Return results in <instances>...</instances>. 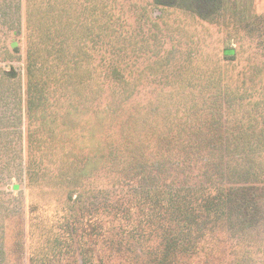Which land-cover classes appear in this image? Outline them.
Segmentation results:
<instances>
[{
	"label": "trees",
	"instance_id": "trees-1",
	"mask_svg": "<svg viewBox=\"0 0 264 264\" xmlns=\"http://www.w3.org/2000/svg\"><path fill=\"white\" fill-rule=\"evenodd\" d=\"M50 1L26 10L24 21L30 186L44 175L61 184L85 177L84 168L76 171L78 152L98 157L100 149L83 150L77 143L80 134L93 145L96 129L92 135L76 110H91L93 92L102 90L93 65H120L119 51L107 48L115 31L107 0ZM153 2L154 10L179 8L210 21L227 0ZM18 46L11 41L12 50ZM236 53L223 48L222 65L217 59L216 65H181L173 79L159 80L145 114L125 119L154 142L133 153L124 150L137 179L133 203L119 208L113 224L70 219L67 229L58 223L60 230L47 235L41 255L29 246L28 264H242L248 251L241 243L248 241L261 244L257 253L264 254V69L235 72ZM259 72L261 78L252 79ZM94 119L97 127L103 122L100 115ZM159 174L175 178L158 189ZM35 219L31 214L29 228Z\"/></svg>",
	"mask_w": 264,
	"mask_h": 264
},
{
	"label": "rangeland",
	"instance_id": "rangeland-1",
	"mask_svg": "<svg viewBox=\"0 0 264 264\" xmlns=\"http://www.w3.org/2000/svg\"><path fill=\"white\" fill-rule=\"evenodd\" d=\"M107 1L113 20L111 27L115 29L111 30L107 48L110 53L119 51L120 65H93L98 68L94 75L102 82V90L93 92L95 100L88 107L91 110L77 108L75 114L77 119L89 123L92 135L96 129L93 145L85 143L86 138L80 134L77 143L83 150L100 149L99 155L86 154L82 158L78 152L77 156H81L76 171L84 168L85 177L61 184L44 175L30 186L25 171L28 121L24 98V21L26 10L54 1L0 0V264H28L31 249L41 255L47 235L60 230L58 223L69 229L70 219L81 224L96 218L101 223L117 222L114 219L119 208L131 205L130 198L138 191L135 174L128 170V151L133 153L134 149L136 152L154 144L145 133L128 127L125 119L145 114L148 99L156 94L152 89L159 80H165L164 75L173 79L181 65H216L215 59L222 65L221 50L226 47L237 50L231 64L236 65L235 72L248 73L252 67L264 69V0H227L210 21L179 8L154 10L153 0ZM11 41L18 42V51L12 50ZM199 53L207 60H197ZM8 71L15 72L14 78L7 76ZM251 77L259 79L261 73ZM95 115L102 116L99 127L95 125ZM107 129L109 137L104 139ZM36 130L42 131L38 123ZM86 131L82 132L85 136ZM126 148L129 149L124 152ZM159 175L154 177L159 180L154 182L159 183L158 189L175 178ZM69 182L72 184L67 185ZM69 196L76 202L67 200ZM32 206L36 207L34 212H30ZM31 214L36 216V224L29 228ZM43 218L47 222L44 227ZM128 222L130 219L123 223ZM115 231L110 230L111 237ZM53 239L49 236V241ZM241 246L242 251H248L242 256V264H264V254L257 253L263 248L261 244L248 241Z\"/></svg>",
	"mask_w": 264,
	"mask_h": 264
}]
</instances>
